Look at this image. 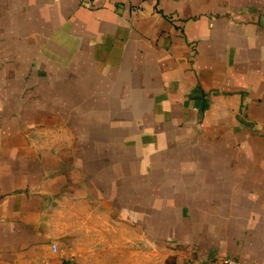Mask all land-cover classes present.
<instances>
[{
	"label": "crops",
	"instance_id": "obj_1",
	"mask_svg": "<svg viewBox=\"0 0 264 264\" xmlns=\"http://www.w3.org/2000/svg\"><path fill=\"white\" fill-rule=\"evenodd\" d=\"M264 264V0H0V264Z\"/></svg>",
	"mask_w": 264,
	"mask_h": 264
},
{
	"label": "built area",
	"instance_id": "obj_2",
	"mask_svg": "<svg viewBox=\"0 0 264 264\" xmlns=\"http://www.w3.org/2000/svg\"><path fill=\"white\" fill-rule=\"evenodd\" d=\"M215 264H236V262L234 261V259L223 257L218 259V261Z\"/></svg>",
	"mask_w": 264,
	"mask_h": 264
}]
</instances>
